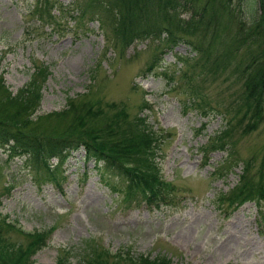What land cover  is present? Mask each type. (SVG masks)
I'll return each instance as SVG.
<instances>
[{
	"label": "rangeland",
	"instance_id": "obj_1",
	"mask_svg": "<svg viewBox=\"0 0 264 264\" xmlns=\"http://www.w3.org/2000/svg\"><path fill=\"white\" fill-rule=\"evenodd\" d=\"M61 1L67 5L65 17L48 25L39 20L35 0H0V77L11 95L29 83L37 65H47L50 71L30 130L60 133L73 122L75 108L100 106L113 112L117 104L129 116L130 126L124 122L123 128L139 134L135 126L139 122L143 130L154 131L156 161L168 188L158 203L128 202L124 191L128 184L108 173L107 180L101 179L84 149L72 151L65 159L59 186L35 177L26 157L11 160L1 152V215L15 226L3 229L6 242L26 246L27 234L44 233L46 243L32 257L33 264H55L61 256L77 262L91 251L98 252L97 244L113 252L164 256L174 264H264V227L257 222L255 202L237 209L221 200L247 166L251 174L260 167L264 123L251 132L241 126L228 138L227 149L238 158L231 170L215 171L221 168L227 149L211 151V139L225 124L218 110L226 111L225 104L237 99L244 88L241 71L259 49L258 42L249 43L257 46L254 49L245 46L239 15L237 20L227 9L217 8V15L208 13L199 25L190 18L192 5L166 14L149 8L139 19L133 13L129 22L170 27L184 41L167 48L163 33L127 45L115 33L123 18L116 0ZM236 1L235 12L239 9L243 19H251L257 1ZM76 3L82 4L80 10ZM88 4L93 8L86 16L94 20L70 16ZM189 24L194 26L191 33ZM186 40L201 50L194 52ZM161 50L165 52L161 65L147 72L154 57L160 60ZM206 59L208 66L203 69ZM194 84L205 95V108L211 109L207 118L191 101L189 88ZM4 98L0 91V99ZM13 108L0 103L6 113ZM202 147H207L206 158ZM58 161L55 156L49 163L53 167ZM128 163L137 167L133 161Z\"/></svg>",
	"mask_w": 264,
	"mask_h": 264
},
{
	"label": "trees",
	"instance_id": "obj_2",
	"mask_svg": "<svg viewBox=\"0 0 264 264\" xmlns=\"http://www.w3.org/2000/svg\"><path fill=\"white\" fill-rule=\"evenodd\" d=\"M234 1L236 0H206L202 4L201 0H116L122 9L120 15L123 18L118 23L115 33L119 38L126 40L127 45L138 39L146 40L151 36L161 37L163 33H166L163 41L167 48H172L180 41H184V38L178 37L170 27H162L157 24L143 27L139 26V20L135 26L129 22V18L133 13H136L139 19L140 14L149 8L162 11L163 14L167 12L179 13L180 6L185 7L186 4L192 5L190 18L199 21V25L204 23L208 13L217 15V8L223 12H226L227 9L229 14L237 20L239 15L242 20H238V22L243 31L241 33L245 46L254 49L256 45L253 44L258 42L257 53L252 56L241 71L245 76H242L244 79L243 90L238 94L233 104L231 101L225 104L226 111L218 110V114L222 118L225 117V124L224 128L211 139L213 145L211 151L219 148L227 149L228 138L239 127L243 126L240 129L244 132H251L264 123V39L260 42V39L264 38V0H256L257 8L249 20L243 19L239 14V9L235 12L234 7L238 2ZM76 5L78 4L76 3ZM81 5H78L79 10ZM66 6L61 0H35L34 8L42 24L52 25L57 18L65 17L62 14L68 11ZM92 8L93 6L88 4L82 12L70 16L81 18V20L86 17L87 20L92 21L95 17L86 16L88 12L90 14ZM54 10L58 11V14L53 13ZM168 21L174 23L172 16H169ZM187 28L191 33L194 26L189 24ZM30 31L27 29V32ZM247 37L251 39L246 41ZM186 42L194 52L198 53L201 50L193 41L186 40ZM251 42L253 44H249ZM159 53L160 60L157 61V58L154 57L146 68L147 72L161 65L159 63L163 60L162 54L165 52L161 50ZM207 63L206 59L202 66L203 69L208 66ZM209 70L215 72L213 68H209ZM49 75L50 71L47 65H37L29 83L16 96L11 95L8 87L4 84L5 81L0 77V91L5 94V98L0 99V103L5 107L10 105L14 107L11 113H6L4 109L0 110V154L1 152L7 153L11 160L14 157H26L35 177L41 181L59 185L63 181L59 174L63 175L65 159L72 151L84 149L87 160L95 162V168L101 179L107 180L108 173L110 176L119 177L128 184L124 190L126 201L146 200L148 203L158 201L166 189V184L160 176L156 162L157 137L154 136V131L151 128L145 127L143 130L139 122L135 123L139 134H135L131 129L123 128L124 122L130 126L129 116L123 107L115 104L113 112H108L100 106H89L80 110L75 108L73 122L62 132L32 133L30 126L35 123L32 114L42 101L43 86ZM189 90L192 95L191 101L195 102L197 109H201V115L205 118L209 117L211 109L205 108L207 100L205 95L199 94L200 86L194 84L190 86ZM70 106L72 107V104ZM65 112L66 110L63 111V113ZM229 112L232 115L227 118ZM92 121L95 122L91 123ZM145 123L147 124L146 121ZM206 149L207 147H202L205 158L207 157ZM55 156L59 157V161L52 167L49 160ZM237 160L236 153L232 149L228 150V155L221 163V168L218 170L217 166L215 171L217 170L219 173L221 169L231 170L233 166L237 165L234 164ZM128 161H133L137 167L130 166ZM250 170L251 166L249 165L240 174L238 183L230 190V193L222 194L221 200H227L237 208L248 201H255L259 209L258 224L264 225V159L256 174L254 173L255 175L251 174ZM1 203L0 200V264H33L31 260L33 255L36 254L40 246H43V243H46L47 238L45 235L42 236L44 233H29L27 234L29 242L26 246L7 243L3 237V229L11 230L15 229V226L2 217ZM97 245L100 247L98 252L91 251L77 262H72L69 258L61 256L55 264H174L164 256L152 257L144 253L136 254L121 250L113 252L107 247Z\"/></svg>",
	"mask_w": 264,
	"mask_h": 264
}]
</instances>
